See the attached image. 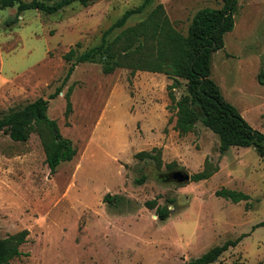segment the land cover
Listing matches in <instances>:
<instances>
[{
  "label": "rangeland",
  "instance_id": "1",
  "mask_svg": "<svg viewBox=\"0 0 264 264\" xmlns=\"http://www.w3.org/2000/svg\"><path fill=\"white\" fill-rule=\"evenodd\" d=\"M143 3L74 2L55 14L23 12L10 25L17 8L0 11V119L46 99L48 117L77 151L52 173L38 132L14 142L0 131V239L28 231L22 255L10 264H189L237 239L211 264H264V226H258L264 223V160L252 147L222 153L218 136L201 122L180 134L167 90L173 80L127 67L104 74L96 56L78 64L62 93L50 99L72 63L64 55L74 48L77 57L100 45L126 11ZM159 5L186 36L199 10L220 9L223 0H150L112 29L105 45ZM234 20L224 48L212 54L211 78L249 126L264 134V86L257 80L264 70V0H238ZM174 94L177 100L187 95L186 81ZM140 152L152 156L140 159ZM207 162L219 168L210 179L177 185L164 178L174 169L192 176ZM221 189L249 200L217 197ZM106 195L113 201L105 202ZM161 209L169 212L166 220L156 214Z\"/></svg>",
  "mask_w": 264,
  "mask_h": 264
},
{
  "label": "trees",
  "instance_id": "2",
  "mask_svg": "<svg viewBox=\"0 0 264 264\" xmlns=\"http://www.w3.org/2000/svg\"><path fill=\"white\" fill-rule=\"evenodd\" d=\"M46 1L53 3L47 4ZM94 0H0V11L17 8L18 14L7 24H15L21 13L36 10L46 14H55L62 8L78 2L88 6ZM238 0H223L220 9L203 8L193 17L187 35L176 31L168 18L163 15L159 5L147 19L136 26L130 27L105 45L106 36L116 27H123L126 21L136 13L144 10L150 0H144L136 10H128L105 32L102 43L76 57V50L70 49L64 60L72 62L68 68L63 83L50 95L53 99L60 95L63 87L73 74L78 64L93 62L96 56L102 61V72L111 74L117 68L127 67L133 71H146L165 74L173 83L167 87L172 107L177 109L175 128L182 134L192 132L197 122L215 133L220 142V151L225 153L231 147H252L264 160V134L249 126L238 109L226 101L220 87L211 78V58L214 52L224 48V36L235 26L234 13ZM134 47V48H133ZM186 81L187 95L177 100L174 90ZM260 85L264 86V70L257 75ZM73 86L69 87L66 113L72 111L71 95ZM49 101L39 98L27 104L18 111L9 113L0 119V131L8 133L14 142H26L33 132H38L46 153V163L52 173H55L61 162L71 161L76 155L72 142L64 138L55 120L48 117ZM150 152H140V159L151 158ZM218 167L211 169L207 162L204 169L191 176V180L199 182L210 179ZM139 183L143 180H138ZM217 197L231 200L234 203L249 200V195L235 190L221 189L216 191ZM105 202H112L110 195L104 197ZM160 220L169 217L167 209L157 213ZM258 226H264L261 223ZM28 231L0 239V264L10 262L22 255L20 247L26 242ZM241 241H227L221 246H215L201 257L189 264H211L230 247H235Z\"/></svg>",
  "mask_w": 264,
  "mask_h": 264
},
{
  "label": "water",
  "instance_id": "3",
  "mask_svg": "<svg viewBox=\"0 0 264 264\" xmlns=\"http://www.w3.org/2000/svg\"><path fill=\"white\" fill-rule=\"evenodd\" d=\"M164 178L169 183L184 185L191 181V176L183 169L171 171L164 174Z\"/></svg>",
  "mask_w": 264,
  "mask_h": 264
},
{
  "label": "flooded vegetation",
  "instance_id": "4",
  "mask_svg": "<svg viewBox=\"0 0 264 264\" xmlns=\"http://www.w3.org/2000/svg\"><path fill=\"white\" fill-rule=\"evenodd\" d=\"M175 170H179V169H174V170H172V171H175ZM171 172V171H170Z\"/></svg>",
  "mask_w": 264,
  "mask_h": 264
},
{
  "label": "crops",
  "instance_id": "5",
  "mask_svg": "<svg viewBox=\"0 0 264 264\" xmlns=\"http://www.w3.org/2000/svg\"><path fill=\"white\" fill-rule=\"evenodd\" d=\"M238 148V147H237Z\"/></svg>",
  "mask_w": 264,
  "mask_h": 264
}]
</instances>
